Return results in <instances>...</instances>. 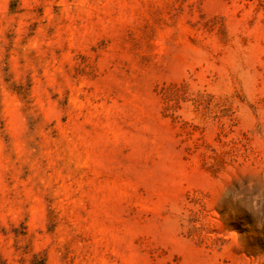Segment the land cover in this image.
<instances>
[{
  "label": "rangeland",
  "instance_id": "374dc122",
  "mask_svg": "<svg viewBox=\"0 0 264 264\" xmlns=\"http://www.w3.org/2000/svg\"><path fill=\"white\" fill-rule=\"evenodd\" d=\"M0 264H264V0H0Z\"/></svg>",
  "mask_w": 264,
  "mask_h": 264
}]
</instances>
